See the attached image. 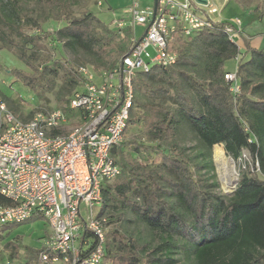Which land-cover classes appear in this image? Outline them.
Wrapping results in <instances>:
<instances>
[{
	"label": "trees",
	"instance_id": "trees-1",
	"mask_svg": "<svg viewBox=\"0 0 264 264\" xmlns=\"http://www.w3.org/2000/svg\"><path fill=\"white\" fill-rule=\"evenodd\" d=\"M10 1L0 0V35L6 30L19 44L12 48L0 37V50L12 51L33 72L30 76L16 69L11 76L34 94L41 87L50 89L58 76L54 65L36 66L32 55L25 54V46L35 39H45L52 47L79 49L106 71L129 51L131 27L117 29L113 21L104 23L87 9L74 14L72 8L85 0H35L43 21L52 26L64 22L51 31L42 30L37 19L26 17ZM23 22L36 29V35H27ZM225 24L215 22L211 29L189 36L174 35L169 50L176 53V64L154 66L134 78L135 97L124 138L136 124L143 141L126 138L112 150L120 174L102 188L99 211L107 215V225L132 211L159 243L112 229L105 239L109 264H176L175 255L182 264H264V49H252L244 41V57L235 65L240 92L233 95L224 80L229 73L225 65L236 60L240 50L224 32ZM77 81L68 79L73 88ZM60 102L68 119L77 117L68 100ZM185 128L204 149L196 157L204 158L202 163L194 167L183 157L186 149L176 142ZM217 145L234 161L248 151L261 175L244 172L232 194L211 193L217 182L197 179L194 171L213 169V147L223 150ZM0 204L9 202L0 195ZM5 248L14 258L22 246L15 239ZM24 249L25 264H39L42 249ZM71 259L65 264H73Z\"/></svg>",
	"mask_w": 264,
	"mask_h": 264
},
{
	"label": "built area",
	"instance_id": "built-area-1",
	"mask_svg": "<svg viewBox=\"0 0 264 264\" xmlns=\"http://www.w3.org/2000/svg\"><path fill=\"white\" fill-rule=\"evenodd\" d=\"M215 13L210 0L206 6L194 0H156V6L149 8L133 0L125 12L128 22L114 21L117 29L129 26L133 34L129 51L116 67L97 72L82 65L75 70L81 89L69 97L68 108L77 113L76 118L68 119L58 108L36 112L21 122L0 102V195L9 202L0 204V228L43 218L50 236L43 240L39 264H65L70 256L73 264H105L109 225L105 216L96 213L102 204V188L120 174L112 150L124 140L135 97L134 78L154 66H174L177 55L169 50L174 35L211 29L219 22L210 18ZM135 27L143 29L139 36ZM240 28L238 18L223 26L232 42ZM224 80L233 95L240 92L235 72L226 73ZM237 160L243 166L235 172L229 195L242 173L261 175L248 151L243 150Z\"/></svg>",
	"mask_w": 264,
	"mask_h": 264
},
{
	"label": "rangeland",
	"instance_id": "rangeland-1",
	"mask_svg": "<svg viewBox=\"0 0 264 264\" xmlns=\"http://www.w3.org/2000/svg\"><path fill=\"white\" fill-rule=\"evenodd\" d=\"M18 6L20 12L26 17L37 19L40 23L42 30L52 28H60L64 25V22H60L55 26H52L51 22L43 21V16L37 10L35 0H11ZM133 0H85L81 5L74 6L72 11L77 16L84 9L93 12L104 23L111 25L112 21L121 20L122 22H128V15L125 14L132 5ZM141 8H149L154 4V0H137ZM217 10V13L211 14L210 18L213 21H219L226 24H233L235 19L241 21V28L236 44L240 39L242 40L243 34L249 36L248 41L252 45L258 46L259 49H264V0H210ZM206 10V9H205ZM1 30V28H0ZM22 30L30 36L36 35V29L32 28L29 24L23 22ZM136 34H141L139 27L134 28ZM5 43L10 44L12 48L19 44L17 36L4 30V33L0 35ZM24 52L27 56H31L32 61L36 66L42 65H54L58 71V76L55 79L54 86L50 89L41 87L38 94H34L29 88L22 83L16 81L11 76L12 70H21L28 75H33V72L27 68L22 62H20L12 51L7 49L0 50V102H3L8 111L15 117L16 120L25 122L32 118L36 112H46L54 109L61 108V98L68 100L75 90L81 89L77 81V85L73 88L68 79L75 78V70L82 65H89L95 68L97 72L105 69L104 66L98 65L91 57L79 49H68L64 46L52 47L45 39H35L25 46ZM148 52L151 56L155 53L152 48H148ZM243 50L240 49L236 60L228 61L225 65V69L228 72H235L236 62L242 60ZM74 77V78H73ZM145 96L140 94V100H144ZM143 102V101H142ZM126 138H132L137 141H143L142 129L139 125L133 124L130 127L129 133ZM124 138L123 141L126 140ZM177 145L184 147L186 151L183 157L188 159L192 166L202 163L204 158H196L199 154L204 152L202 145L194 137V135L186 130V128L180 131L177 138ZM216 146V145H215ZM220 146L223 150L222 145ZM220 148V150H222ZM214 149V147H213ZM211 151V160L213 163V169L194 171V176L197 179H205L208 184L217 182L218 186L210 188V192L216 195H229V188L224 189L219 171L215 164V156L222 155L224 158L232 160L235 167V172L239 173L242 170L243 164L240 161H234L227 153L220 151ZM219 153V154H218ZM249 155L246 154V161L251 163ZM193 166V167H194ZM239 171V172H238ZM237 178V177H236ZM238 179V178H237ZM232 181H235L232 180ZM111 183V182H110ZM97 216H107L97 210ZM118 230L126 232L132 235L139 236L144 239H149L154 245L158 244L159 240L157 236L150 235L147 229L138 222L132 211H125V215L122 220L111 221L107 227L106 233L110 230ZM105 233V234H106ZM50 235V228L43 218L31 219L26 222L16 224L11 229L2 231L0 228V264H25L26 251L25 247L31 249H41L43 240ZM18 239L22 249L19 251L18 256L11 258V251L5 248V245ZM178 260L176 264H182L181 257L174 256ZM105 264H109L104 259Z\"/></svg>",
	"mask_w": 264,
	"mask_h": 264
},
{
	"label": "bare ground",
	"instance_id": "bare-ground-1",
	"mask_svg": "<svg viewBox=\"0 0 264 264\" xmlns=\"http://www.w3.org/2000/svg\"><path fill=\"white\" fill-rule=\"evenodd\" d=\"M215 164L219 171L224 189L230 188L234 182L232 180L235 179L234 163L232 160L226 159L222 155H216Z\"/></svg>",
	"mask_w": 264,
	"mask_h": 264
},
{
	"label": "crops",
	"instance_id": "crops-1",
	"mask_svg": "<svg viewBox=\"0 0 264 264\" xmlns=\"http://www.w3.org/2000/svg\"><path fill=\"white\" fill-rule=\"evenodd\" d=\"M139 28L141 29V33H142V32H143V29H142L141 27H139ZM135 33H136V32H135ZM136 35H137V34H136ZM139 35H140V34H139ZM242 37H243V39H242V40L240 39V41L238 42L239 44H237L239 50L241 49V50L244 51V41H245V40L249 43L250 48H252V49H256V50L259 49V48H257L258 46L252 45L251 42L248 41L249 36H248L247 34H246V35L243 34ZM243 53H244V52H243ZM49 236H50V235H48V237H49Z\"/></svg>",
	"mask_w": 264,
	"mask_h": 264
},
{
	"label": "water",
	"instance_id": "water-1",
	"mask_svg": "<svg viewBox=\"0 0 264 264\" xmlns=\"http://www.w3.org/2000/svg\"><path fill=\"white\" fill-rule=\"evenodd\" d=\"M180 2H182V0H178ZM197 4L202 5V6H206L207 5V0H194ZM156 6V0H154V7Z\"/></svg>",
	"mask_w": 264,
	"mask_h": 264
}]
</instances>
